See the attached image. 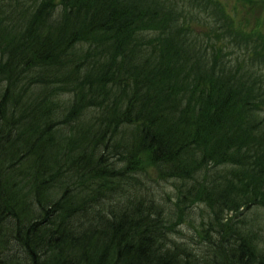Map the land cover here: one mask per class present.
I'll return each mask as SVG.
<instances>
[{
    "label": "trees",
    "instance_id": "obj_1",
    "mask_svg": "<svg viewBox=\"0 0 264 264\" xmlns=\"http://www.w3.org/2000/svg\"><path fill=\"white\" fill-rule=\"evenodd\" d=\"M235 1L254 26L221 0H0V264H264V0Z\"/></svg>",
    "mask_w": 264,
    "mask_h": 264
},
{
    "label": "rangeland",
    "instance_id": "obj_2",
    "mask_svg": "<svg viewBox=\"0 0 264 264\" xmlns=\"http://www.w3.org/2000/svg\"><path fill=\"white\" fill-rule=\"evenodd\" d=\"M231 15H233L238 22L242 25V22L249 20V27L254 26L255 18L260 16V11L256 10L253 13H248L247 9H244L242 5L238 4L235 0H221ZM151 176L146 180L145 189L143 191L145 197L156 199L159 203L167 206H172L174 202L173 197V187L169 182H161L156 178L154 172H150ZM144 189V188H143ZM254 212V213H253ZM253 214L252 220L260 228H264V209H256L250 213H247L246 216ZM201 212L196 210V216H194V223L188 222L185 225H181L182 233L176 235L175 237L181 241H189V237H197V232L202 229L205 225V220L201 218ZM239 216L238 218H240ZM185 231V233L183 232Z\"/></svg>",
    "mask_w": 264,
    "mask_h": 264
}]
</instances>
